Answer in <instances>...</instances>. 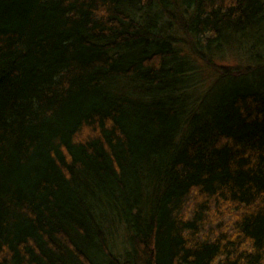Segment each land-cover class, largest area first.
Instances as JSON below:
<instances>
[{"label": "trees", "instance_id": "1", "mask_svg": "<svg viewBox=\"0 0 264 264\" xmlns=\"http://www.w3.org/2000/svg\"><path fill=\"white\" fill-rule=\"evenodd\" d=\"M0 264H264V0H0Z\"/></svg>", "mask_w": 264, "mask_h": 264}]
</instances>
